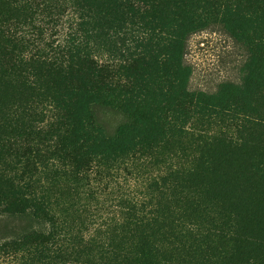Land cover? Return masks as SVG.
<instances>
[{
    "label": "trees",
    "instance_id": "16d2710c",
    "mask_svg": "<svg viewBox=\"0 0 264 264\" xmlns=\"http://www.w3.org/2000/svg\"><path fill=\"white\" fill-rule=\"evenodd\" d=\"M211 17L246 74L191 91ZM0 216V264H264V0H0Z\"/></svg>",
    "mask_w": 264,
    "mask_h": 264
},
{
    "label": "rangeland",
    "instance_id": "374dc122",
    "mask_svg": "<svg viewBox=\"0 0 264 264\" xmlns=\"http://www.w3.org/2000/svg\"><path fill=\"white\" fill-rule=\"evenodd\" d=\"M249 59L246 43L232 36L223 22L211 17L188 38L185 55V63L191 69L188 87L191 91L217 93L223 84L241 83ZM102 117L109 130H114L122 120L113 112H105ZM34 224L28 218L0 216V239L22 234Z\"/></svg>",
    "mask_w": 264,
    "mask_h": 264
}]
</instances>
